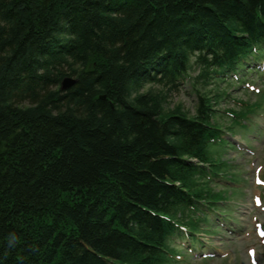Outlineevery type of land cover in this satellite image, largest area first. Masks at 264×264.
Listing matches in <instances>:
<instances>
[{
	"label": "trees",
	"instance_id": "16d2710c",
	"mask_svg": "<svg viewBox=\"0 0 264 264\" xmlns=\"http://www.w3.org/2000/svg\"><path fill=\"white\" fill-rule=\"evenodd\" d=\"M52 7L0 0V264H176L179 224L210 221L189 209L219 196L204 174L228 139L211 92L188 115L140 89L238 70L264 0Z\"/></svg>",
	"mask_w": 264,
	"mask_h": 264
},
{
	"label": "rangeland",
	"instance_id": "374dc122",
	"mask_svg": "<svg viewBox=\"0 0 264 264\" xmlns=\"http://www.w3.org/2000/svg\"><path fill=\"white\" fill-rule=\"evenodd\" d=\"M79 1V0H78ZM82 1V0H80ZM84 1V0H83ZM200 68L195 66L188 73V77L183 79L180 84L172 89L158 84H146L141 89L140 92L144 93L150 91L155 94H160L163 98L166 96L164 102V111H172L177 109L179 106L188 112V115H193L196 111V106L198 102V96L196 88H198L201 93L206 90L211 89L210 85L204 84L200 80H196L197 75H199ZM242 74V73H241ZM247 80H252V84L259 87L261 90L264 89V83L261 75L255 74V72L250 73L247 76ZM261 80V81H258ZM223 86H225L223 84ZM235 91H233L235 98H246V100H255L256 95H253V91L249 89V93H244L245 86H241ZM54 89V88H53ZM255 92V91H254ZM257 93V92H256ZM233 96H229L226 99H222L221 102L215 105L216 109H220L219 115L226 116V110L238 109L237 102L233 101ZM257 119L254 123H259L261 126L264 125V114L261 116H255ZM225 125L228 124L226 118H223ZM251 138L259 137L256 132L252 133ZM239 139L240 136L235 137ZM241 144V152L236 151L233 148H228L223 156L224 160L229 162L230 173L228 175H233V173L238 174L240 179V185L242 188V194L237 193L233 198L234 203H229L233 206L228 208V213L234 216L239 222V226L242 227V233H237L232 236L236 240L235 244L229 243L231 237L228 233L217 235L212 238L206 237L205 242L208 245V249H211L217 254L225 257L224 260H213L205 262L201 260L202 255L197 253L194 254L192 259L193 262L189 264H263L264 263V244L263 240L257 238L255 232V225L257 220L264 223V202L261 206H256L253 201V195L255 193L261 192L260 187L255 184L254 177L257 169L262 168L264 171V132L261 138L253 141V147L249 148ZM239 172H238V171ZM222 188V186H218ZM232 189V188H231ZM231 189L229 192H231ZM210 238V240H209ZM251 250L255 251V257L257 262H253L251 257Z\"/></svg>",
	"mask_w": 264,
	"mask_h": 264
},
{
	"label": "bare ground",
	"instance_id": "6f19581e",
	"mask_svg": "<svg viewBox=\"0 0 264 264\" xmlns=\"http://www.w3.org/2000/svg\"><path fill=\"white\" fill-rule=\"evenodd\" d=\"M66 2V0H53V3H54V7H52V9H54L55 7H57V6H63L64 5V3ZM61 7H58L57 9V11L54 13V14H56L57 15V13L58 14H60L61 12H60V9L59 8H61ZM60 12V13H59ZM65 81V80H64ZM64 81H63V83L62 84H64ZM67 83V82H66ZM73 86V84L72 85H70L69 87H67L66 89H69L70 87H72ZM61 88H63V85L61 86Z\"/></svg>",
	"mask_w": 264,
	"mask_h": 264
},
{
	"label": "water",
	"instance_id": "95a60500",
	"mask_svg": "<svg viewBox=\"0 0 264 264\" xmlns=\"http://www.w3.org/2000/svg\"><path fill=\"white\" fill-rule=\"evenodd\" d=\"M64 80H65V81H64ZM64 80H63V81H64V84H62V85H63V88H62V89H66V88L69 87L70 85L76 83V80L73 79V78H70V77L65 78ZM66 82H67V83H66ZM62 83H63V82H62Z\"/></svg>",
	"mask_w": 264,
	"mask_h": 264
},
{
	"label": "clouds",
	"instance_id": "9594fccd",
	"mask_svg": "<svg viewBox=\"0 0 264 264\" xmlns=\"http://www.w3.org/2000/svg\"><path fill=\"white\" fill-rule=\"evenodd\" d=\"M14 239V238H13Z\"/></svg>",
	"mask_w": 264,
	"mask_h": 264
}]
</instances>
